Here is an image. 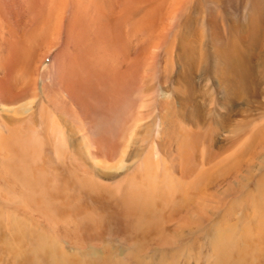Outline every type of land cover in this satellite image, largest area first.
I'll list each match as a JSON object with an SVG mask.
<instances>
[{
	"label": "rangeland",
	"instance_id": "obj_1",
	"mask_svg": "<svg viewBox=\"0 0 264 264\" xmlns=\"http://www.w3.org/2000/svg\"><path fill=\"white\" fill-rule=\"evenodd\" d=\"M91 1L68 0L50 51L56 20L23 3L11 89L26 90L0 94V264H264V0L236 22L187 0L159 41ZM6 36L0 21V65Z\"/></svg>",
	"mask_w": 264,
	"mask_h": 264
},
{
	"label": "bare ground",
	"instance_id": "obj_2",
	"mask_svg": "<svg viewBox=\"0 0 264 264\" xmlns=\"http://www.w3.org/2000/svg\"><path fill=\"white\" fill-rule=\"evenodd\" d=\"M25 1L26 0H0V21L2 22V24H4L5 29L7 31V36L5 38V44H6L7 48L10 50V51H7V53H6L7 56H6L5 60L4 61L2 60L4 63H2L0 65V67H1L0 69L2 71V78H0V94H3V97H5L7 99H9V98L13 99L14 98V100H15L16 99L15 97L21 96V94L26 90L25 86H23L21 89H19V91L16 93H14L13 90L11 89V83H12L11 79H12V75H14V72H16V71L23 72V68H24L25 64L21 60V57H22L24 51L28 47V42L25 41L26 34H27V25H26V22L21 18L24 15V12H26V8L25 9L23 8V6H24L23 3H25ZM28 1L30 2L29 8H31V12L36 13L35 14L36 18L38 16L42 15V20L45 24H46V22L48 24L49 22L56 20V25L54 26V29H53L55 32V40L48 47L49 48L48 51H50L52 48L55 47V45L58 42V38H59L61 31L63 29V23L65 20V12L68 8L69 2H68V0H28ZM186 1L187 0H110L109 4L106 3V5H104V4H100L98 2V0H93V3L91 1L90 4L93 5V11H95V13L98 17L102 18V16H105V14H109V16H108L109 21L111 20L112 22H118L121 20L125 22V21H128L127 17H129L130 14H132V16L137 15V20L135 21V24H134V35L140 36L142 33L147 31V34L149 35L150 38H155L159 41L161 39V37L163 36L164 32L167 29H169L170 21L173 19V17L175 16L177 11L179 10V7L182 4H184V2L186 3ZM72 3H73V1H72ZM78 3H79V1H78ZM211 5H212V7H217L220 10V12H222V14L224 16H227L233 22H236L237 19H239V18L241 20L249 19L251 11L255 7V3L251 2V0H244V1H242V0H212ZM240 6L242 7L240 10L241 13L237 14ZM104 7H106V9ZM146 9H147V14H148L147 20L144 19V16L142 14L144 12V10H146ZM105 10L107 11L106 13H105ZM76 12H78V11H76ZM262 14L264 15V12ZM239 15H240V17H239ZM13 20L15 22V25L12 27L11 23ZM124 22L122 24H124ZM93 25H94V23H93ZM95 25H96V22H95ZM103 27H106V25H103ZM204 27H205L206 39L203 42V46L207 47L209 44H211V42L213 43V40L215 42V39H213V35H212L213 22L210 18V14H208L204 20ZM48 29H49V27H48ZM113 39H115L114 43H115V41L119 40L118 36H115V38H113ZM239 39H240V37H238L237 40L235 42H233L232 45L230 46L232 54L237 51V48L240 45ZM216 43H218V42H216ZM138 49H140V47H138ZM102 53H104V52L102 51ZM140 55H141V53L138 52L137 53V56H138L137 59H139ZM104 56H106V54ZM227 56L228 57H226L224 55V57H226V59H225V61L222 62L221 65L224 66L225 68L226 67L232 68V70H233L232 75L235 78H237L238 81H240V82L246 81L249 77V71H248L249 66H248V64H247V66L237 70V68L235 69L236 61H235L234 57L232 55H229V54H227ZM27 58H29V57H27ZM102 58H104L103 55H102ZM210 63H212V65L217 64V61L214 58V56L212 57V60H210ZM25 70H26V67H25ZM25 70H24V72H26ZM21 72H19V73H21ZM19 73H17L16 75L19 76ZM23 74L24 73H22V75ZM29 75H31V74H29ZM216 84H217L216 85L217 91L220 92V85L221 84L218 80H216ZM68 87H69V85H68ZM66 92H68V91H66ZM86 123L90 126V128L93 127V121L86 120ZM91 129L93 131V135L98 136V134L95 133L96 130L93 128H91ZM4 142H6V141H4ZM4 142L0 141V146H2L4 144ZM262 188H264V187H262ZM262 188L259 189L258 191H259V194H261L263 196L264 195V189H262ZM262 196H260V197L262 198ZM256 199H259V198H256ZM256 199H255V201H257ZM263 222H264V220H263ZM262 227L263 228L260 227L261 228L260 230L257 229L258 233H257L256 239H258V242H254L255 243L254 245H256V244L261 245L262 243H264V238H263L264 237V223H263ZM45 244L47 246V242ZM247 245H249V242ZM106 251H105V253H107ZM9 252L12 253L11 250ZM48 253L46 254V256L44 254V256L47 258H48ZM62 253H61V255H62ZM63 254H65V253H63ZM66 255L67 254H65V256ZM257 255L259 256V258L262 257L264 259V249H263V251L259 250ZM37 258H38V256H37ZM109 259L110 258L108 256V260ZM131 260L133 261V259H131ZM135 261L136 260H134V262ZM36 262H39V261H36ZM58 262H61V261H58ZM39 264H40V262H39Z\"/></svg>",
	"mask_w": 264,
	"mask_h": 264
}]
</instances>
